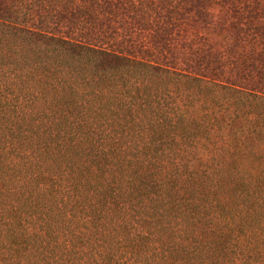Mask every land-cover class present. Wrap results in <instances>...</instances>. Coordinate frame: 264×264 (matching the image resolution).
<instances>
[{"label": "trees", "instance_id": "1", "mask_svg": "<svg viewBox=\"0 0 264 264\" xmlns=\"http://www.w3.org/2000/svg\"><path fill=\"white\" fill-rule=\"evenodd\" d=\"M136 5L0 0V264H264V30L220 79Z\"/></svg>", "mask_w": 264, "mask_h": 264}, {"label": "rangeland", "instance_id": "2", "mask_svg": "<svg viewBox=\"0 0 264 264\" xmlns=\"http://www.w3.org/2000/svg\"><path fill=\"white\" fill-rule=\"evenodd\" d=\"M130 1L135 2L136 7L147 10L150 16L149 21L152 20L158 24L168 21L169 15H172L170 11H173V16L176 12L179 13L180 19L175 22H180L179 30L184 27L186 31L172 34L168 44L173 49L163 53L164 59L171 61L176 58L178 66L186 67L190 61L187 54L191 52V49L192 51L199 50V48L200 50L204 49L206 52L202 55H205L206 62L202 61L197 66L196 62L200 61L198 56L192 57L191 64L196 65L197 68H204L209 75L220 79H222L223 68H227V66L232 68L230 62L234 61L236 57V54L232 53L234 51L230 52L232 54L228 52L233 48L235 42L234 34L229 27L238 25L251 29L257 24L264 30V0H188L187 3L183 1L182 5L179 3L180 0ZM125 14L127 16V11ZM119 26L121 25L119 24ZM251 34H255V31H252ZM100 37L104 38L102 35ZM251 37L252 35H249V40ZM261 37L264 38V32ZM237 46L235 45L234 48ZM249 47V44L246 45L248 50H250ZM174 49H176V53ZM238 49L242 50V48ZM181 51L187 52L184 58L188 61L182 59L183 55L177 54ZM240 52L238 51L237 56L244 54H240ZM209 60L212 61L210 64L207 63ZM231 72L227 69L225 76L227 77Z\"/></svg>", "mask_w": 264, "mask_h": 264}]
</instances>
